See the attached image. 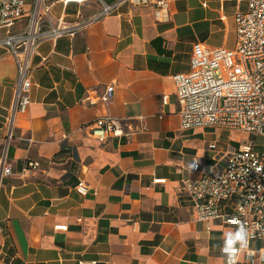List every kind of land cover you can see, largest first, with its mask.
Returning <instances> with one entry per match:
<instances>
[{
    "label": "crops",
    "instance_id": "1",
    "mask_svg": "<svg viewBox=\"0 0 264 264\" xmlns=\"http://www.w3.org/2000/svg\"><path fill=\"white\" fill-rule=\"evenodd\" d=\"M250 1L175 0L160 20L153 7L127 3L75 36L40 45L32 104L15 116L12 174L0 187V264H228L223 251L240 246L236 230L199 220L181 185L200 176L189 169L194 157L212 164L249 142L264 156V136L182 129L173 77L191 70L196 43L234 48L235 16ZM98 10L94 1H59L52 15L73 23ZM16 84V61L1 47L0 161ZM111 85L114 98L104 101ZM105 115L119 118L127 134L104 143L93 137L89 125ZM31 160L40 167L26 172ZM80 181L87 195L77 191Z\"/></svg>",
    "mask_w": 264,
    "mask_h": 264
},
{
    "label": "built area",
    "instance_id": "2",
    "mask_svg": "<svg viewBox=\"0 0 264 264\" xmlns=\"http://www.w3.org/2000/svg\"><path fill=\"white\" fill-rule=\"evenodd\" d=\"M0 0V48H6L17 65L15 103L10 118L8 143L1 155L0 187L3 179L12 174L8 163V144L12 138L17 113H25L32 104V64L40 45L64 36H75L93 22L104 19L125 4L153 7L157 18L171 15L175 0ZM86 4L96 2L99 10L88 17L80 13L75 22L64 17L54 19L56 2ZM18 27L16 29L15 27ZM237 41L234 48H209L196 43L191 57V70L173 77L180 102L182 129L216 128L242 131L264 136V0H251L245 11L235 16ZM115 85L107 88L102 99L114 98ZM169 95L163 96L167 104ZM86 101L94 103L91 95ZM91 135L100 142L110 137L126 135L122 121L112 115L98 117L89 125ZM216 149V144L209 145ZM40 167L38 161H28L26 172ZM189 169L199 173L184 179L181 191L189 196L199 220H218L232 226L239 247L226 248L223 255L228 264H264V156L254 142L230 147L220 152L214 163L194 157ZM158 179L156 183H165ZM88 187L80 181L77 191L88 194ZM67 230V225H57ZM246 245V246H244ZM95 264V263H87ZM199 264V263H197Z\"/></svg>",
    "mask_w": 264,
    "mask_h": 264
},
{
    "label": "rangeland",
    "instance_id": "3",
    "mask_svg": "<svg viewBox=\"0 0 264 264\" xmlns=\"http://www.w3.org/2000/svg\"><path fill=\"white\" fill-rule=\"evenodd\" d=\"M27 2H28V3H33L34 1H33V0H27ZM75 10H76V5H72V6H71V9H70V12H71V11L76 12Z\"/></svg>",
    "mask_w": 264,
    "mask_h": 264
},
{
    "label": "clouds",
    "instance_id": "4",
    "mask_svg": "<svg viewBox=\"0 0 264 264\" xmlns=\"http://www.w3.org/2000/svg\"><path fill=\"white\" fill-rule=\"evenodd\" d=\"M236 239H237V240H241V239H242V236L238 234V235L236 236ZM244 246H246V245H244ZM230 250H231V251H234L235 249H232V248L230 247Z\"/></svg>",
    "mask_w": 264,
    "mask_h": 264
}]
</instances>
